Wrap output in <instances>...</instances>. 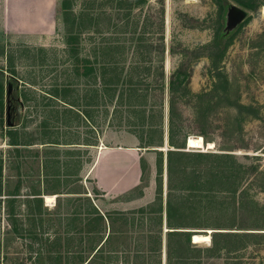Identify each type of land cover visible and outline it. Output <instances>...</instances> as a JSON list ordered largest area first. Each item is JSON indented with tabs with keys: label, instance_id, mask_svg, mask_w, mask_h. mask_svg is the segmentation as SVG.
<instances>
[{
	"label": "rangeland",
	"instance_id": "374dc122",
	"mask_svg": "<svg viewBox=\"0 0 264 264\" xmlns=\"http://www.w3.org/2000/svg\"><path fill=\"white\" fill-rule=\"evenodd\" d=\"M61 1L0 0V264H168L175 229L191 248L170 264H264V236L244 235L264 232V0H69L66 25ZM190 135L203 149L187 147ZM135 144L156 159L150 189ZM172 149L254 166L250 203L167 226ZM207 229L209 241H192ZM218 231L230 235L210 251Z\"/></svg>",
	"mask_w": 264,
	"mask_h": 264
},
{
	"label": "trees",
	"instance_id": "16d2710c",
	"mask_svg": "<svg viewBox=\"0 0 264 264\" xmlns=\"http://www.w3.org/2000/svg\"><path fill=\"white\" fill-rule=\"evenodd\" d=\"M250 7V5L246 4ZM252 7V6H251ZM223 7L220 6L222 10ZM69 9V0L61 1V12L66 14L64 19V25L70 23L73 19L67 17ZM73 17V15H72ZM70 41V40H69ZM71 42V41H70ZM68 42V43H70ZM104 79V78H103ZM108 81L105 80V84ZM10 95V94H9ZM18 96V95H17ZM9 104L7 106L9 119H7V125H15L17 122L10 123V116L14 118L17 111L18 97L12 98L9 96ZM15 100V102H13ZM142 102V101H141ZM144 111L142 117H144ZM141 112V110H140ZM143 121V119H141ZM144 123V122H143ZM9 137H12L10 145H13L14 151L17 152L19 147L15 146L17 143L14 140V133L11 128L7 130ZM140 141L142 137L139 138ZM169 144L174 145L169 138ZM142 146V145H141ZM145 146V145H144ZM143 147V146H142ZM141 171L144 170L145 165L141 160ZM43 166V165H42ZM158 166V165H157ZM3 161L0 156V192L5 185V180L2 176ZM254 166H246L245 164L237 161L232 153H221L218 156L207 154V152H193L184 151L178 149L167 150V199H166V224L169 227L178 228L182 225V221L188 217L198 216L199 213L204 211L209 212L216 208L218 204V211L223 212L228 210L229 206L234 210L235 207L242 208L250 203L249 193L244 184L247 177L250 175ZM157 173L160 174V168L157 169ZM54 175H56L54 173ZM8 181V180H7ZM20 178H18L13 185L14 188L11 194L14 195L19 191ZM253 183L256 182L253 180ZM218 185L222 189L215 191L212 186ZM260 186L259 184H257ZM179 188L181 192H174V187ZM264 187V186H263ZM264 189V188H263ZM13 200L9 202V212L12 213ZM40 211L42 203L38 204ZM7 212V213H9ZM100 218L101 215L98 214ZM216 228H225L224 224H219ZM227 228V227H226ZM230 232H215L212 235V245L207 249L214 251L220 248L218 245L217 236H229ZM249 233V232H247ZM253 233V232H250ZM250 236H264L263 233L258 234H244ZM243 236V235H242ZM178 237V241L172 242V238ZM107 237L105 238V240ZM190 235L185 230L175 229L168 231L166 235V260L168 264L171 262V255L179 253L177 260L182 259L183 251L187 248H191ZM222 248L229 249L227 245H222ZM182 253V254H181Z\"/></svg>",
	"mask_w": 264,
	"mask_h": 264
},
{
	"label": "crops",
	"instance_id": "0c3cea01",
	"mask_svg": "<svg viewBox=\"0 0 264 264\" xmlns=\"http://www.w3.org/2000/svg\"><path fill=\"white\" fill-rule=\"evenodd\" d=\"M85 144L97 145V141L93 142V143H85ZM140 147H142V146L141 145L137 146L135 144L133 146V148H130V151H134L135 150L136 154L138 153L137 151H140V154H137V159L133 158L132 163L134 164V169H135L136 172H139V171L141 172V165H140L141 164V160L147 166V169L149 170V176H148V185L146 186V188L149 187V189H150L151 186L154 183L156 159H155V157H151V156L148 158L146 156L147 152H144V150L142 152V149ZM100 148H102V146ZM149 155H151V152H149ZM139 175H138V173L135 174L134 181H136V180L140 181V176ZM47 195H53L55 197L54 194H47ZM146 195H149L148 192L146 193Z\"/></svg>",
	"mask_w": 264,
	"mask_h": 264
},
{
	"label": "bare ground",
	"instance_id": "6f19581e",
	"mask_svg": "<svg viewBox=\"0 0 264 264\" xmlns=\"http://www.w3.org/2000/svg\"><path fill=\"white\" fill-rule=\"evenodd\" d=\"M261 10L264 13V5H262ZM186 142H187L186 143L187 147H189V148L198 147V148L203 149V147L205 146V140H204L203 136H201V135H194V136L190 135L187 138ZM213 145L214 144L212 142L207 143L208 148H212ZM162 150H165V148H163ZM44 198H45V201L48 203H52L55 201V197L53 195H45ZM210 231H211L210 229H207V231H205L204 233H200V232L199 233H192V241L194 243L209 241L210 240V235H209Z\"/></svg>",
	"mask_w": 264,
	"mask_h": 264
},
{
	"label": "water",
	"instance_id": "95a60500",
	"mask_svg": "<svg viewBox=\"0 0 264 264\" xmlns=\"http://www.w3.org/2000/svg\"><path fill=\"white\" fill-rule=\"evenodd\" d=\"M246 15V11L242 8L235 7L232 9L229 13V19L234 23H239ZM10 85H8V91L7 93H10ZM7 119H9V113L7 114Z\"/></svg>",
	"mask_w": 264,
	"mask_h": 264
}]
</instances>
